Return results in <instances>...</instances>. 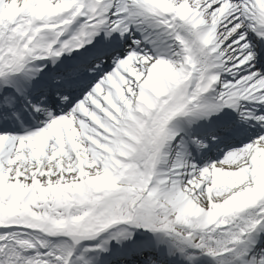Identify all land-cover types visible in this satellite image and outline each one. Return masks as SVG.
Segmentation results:
<instances>
[{
    "label": "snow or ice",
    "instance_id": "1",
    "mask_svg": "<svg viewBox=\"0 0 264 264\" xmlns=\"http://www.w3.org/2000/svg\"><path fill=\"white\" fill-rule=\"evenodd\" d=\"M0 264H264V0H0Z\"/></svg>",
    "mask_w": 264,
    "mask_h": 264
}]
</instances>
